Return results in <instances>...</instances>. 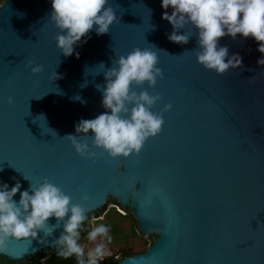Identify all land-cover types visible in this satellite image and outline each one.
<instances>
[{
  "label": "water",
  "instance_id": "95a60500",
  "mask_svg": "<svg viewBox=\"0 0 264 264\" xmlns=\"http://www.w3.org/2000/svg\"><path fill=\"white\" fill-rule=\"evenodd\" d=\"M106 7L117 17L109 31H91L65 57L56 46L51 0L0 4V182L11 188L19 181L24 191L47 178L72 203H83L90 218L117 201L154 240L116 264H264V66L257 63L264 54L258 42L239 34L219 38L242 65L218 75L197 62L191 25L180 30L192 34L187 44L167 39L173 29L161 19V0H108ZM134 48L158 55L163 78L133 90L161 95L151 109L162 113L161 131L127 158H112L81 136L97 154L81 157L64 136L105 111L96 86ZM29 60L43 70L33 74ZM13 199L18 203L19 192ZM46 224L51 233L9 237L0 256L20 260L56 249L63 223L51 217Z\"/></svg>",
  "mask_w": 264,
  "mask_h": 264
},
{
  "label": "clouds",
  "instance_id": "9594fccd",
  "mask_svg": "<svg viewBox=\"0 0 264 264\" xmlns=\"http://www.w3.org/2000/svg\"><path fill=\"white\" fill-rule=\"evenodd\" d=\"M107 4L108 0H51L50 21L59 30L55 36L56 46L65 57L72 56L77 46L86 43L91 31L94 30L97 36L104 35L117 21L115 12L106 7ZM161 8L164 10L161 19L173 29L166 34L167 39L172 43L187 44L192 34L188 31L181 34L180 30L191 25L197 30V62L218 75L242 65L239 53L229 56L228 48L219 46L221 37L251 36L258 42L257 51L264 54V0H161ZM76 56L78 58L79 54ZM112 63L114 66L104 70L106 83L96 86L102 90L101 104L105 111L94 119H81L75 126L76 135L64 136L81 157L95 159L97 154L90 149L87 139L81 141L78 137H89L92 148L101 149L112 158H127L132 153L138 154L145 141L156 136L164 123L162 113L151 111L162 99L161 95L133 90V86L140 87L145 83L153 88L157 79L163 78L161 69L156 66L157 53L134 48ZM257 63L264 66V55ZM32 64L33 61L29 60L27 67L33 74L43 70ZM98 67L105 69L103 63ZM74 99L81 98L76 96ZM8 103H13L11 97ZM170 108L171 105L167 104L163 111ZM39 117L45 120L43 115ZM89 131L91 135H88ZM20 189L19 181L11 188L0 182V253L7 250L9 237L16 240L36 238L38 230L51 233L52 228L46 222L54 217L58 224L63 223L64 228L55 241L57 256L64 259L75 256L78 264H101L111 254L108 245L112 236L109 227L103 223L87 233V239L94 243V247L85 252L79 243L83 224L88 220L83 203H72V198L47 178L38 185L31 183L29 189ZM18 192L20 199L17 203L13 197ZM81 199L86 202L89 197L85 195ZM91 223H96L94 218Z\"/></svg>",
  "mask_w": 264,
  "mask_h": 264
},
{
  "label": "rangeland",
  "instance_id": "374dc122",
  "mask_svg": "<svg viewBox=\"0 0 264 264\" xmlns=\"http://www.w3.org/2000/svg\"><path fill=\"white\" fill-rule=\"evenodd\" d=\"M95 219L96 223H91ZM99 223L107 225L110 229L112 242L108 245L110 255L117 258L123 250H130L132 254L145 251L153 242L154 238H146L138 229L132 213L126 208L120 207L115 200L112 201L107 211L92 215L86 224L89 231ZM99 239V238H98ZM85 252L94 247V243L88 239L80 243Z\"/></svg>",
  "mask_w": 264,
  "mask_h": 264
},
{
  "label": "trees",
  "instance_id": "16d2710c",
  "mask_svg": "<svg viewBox=\"0 0 264 264\" xmlns=\"http://www.w3.org/2000/svg\"><path fill=\"white\" fill-rule=\"evenodd\" d=\"M3 1L4 0H0V4ZM87 217L90 218V215H88ZM88 231L89 228L87 227L85 221L81 231V238L79 243L87 239ZM56 252L57 248L54 250L46 249L41 252L24 257L20 260H11L7 259L6 257L0 256V264H78L75 256L69 259H64L62 257L57 256ZM130 254H132L130 250H123L117 258L113 256H107L104 261L101 262V264H116L119 259Z\"/></svg>",
  "mask_w": 264,
  "mask_h": 264
}]
</instances>
